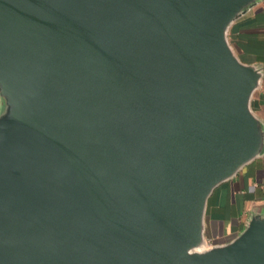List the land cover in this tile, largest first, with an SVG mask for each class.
Returning <instances> with one entry per match:
<instances>
[{"label": "water", "instance_id": "95a60500", "mask_svg": "<svg viewBox=\"0 0 264 264\" xmlns=\"http://www.w3.org/2000/svg\"><path fill=\"white\" fill-rule=\"evenodd\" d=\"M260 0H0V264H264V214L207 246L213 190L262 155Z\"/></svg>", "mask_w": 264, "mask_h": 264}, {"label": "crops", "instance_id": "0c3cea01", "mask_svg": "<svg viewBox=\"0 0 264 264\" xmlns=\"http://www.w3.org/2000/svg\"><path fill=\"white\" fill-rule=\"evenodd\" d=\"M226 35L237 59L261 71L250 109L264 131V0L234 20ZM253 213L264 214V151L234 177L219 184L209 196L204 215L206 242H213L212 245L230 242L244 229Z\"/></svg>", "mask_w": 264, "mask_h": 264}, {"label": "rangeland", "instance_id": "374dc122", "mask_svg": "<svg viewBox=\"0 0 264 264\" xmlns=\"http://www.w3.org/2000/svg\"><path fill=\"white\" fill-rule=\"evenodd\" d=\"M213 242L210 243V241H207L206 244L209 246L210 244L212 245Z\"/></svg>", "mask_w": 264, "mask_h": 264}, {"label": "trees", "instance_id": "16d2710c", "mask_svg": "<svg viewBox=\"0 0 264 264\" xmlns=\"http://www.w3.org/2000/svg\"><path fill=\"white\" fill-rule=\"evenodd\" d=\"M224 215L227 217V216H228V212L226 211V212L224 213Z\"/></svg>", "mask_w": 264, "mask_h": 264}, {"label": "built area", "instance_id": "2783aa9c", "mask_svg": "<svg viewBox=\"0 0 264 264\" xmlns=\"http://www.w3.org/2000/svg\"><path fill=\"white\" fill-rule=\"evenodd\" d=\"M210 246V245H209Z\"/></svg>", "mask_w": 264, "mask_h": 264}]
</instances>
